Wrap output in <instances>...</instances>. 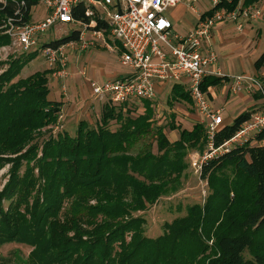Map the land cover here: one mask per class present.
Instances as JSON below:
<instances>
[{"label":"trees","instance_id":"1","mask_svg":"<svg viewBox=\"0 0 264 264\" xmlns=\"http://www.w3.org/2000/svg\"><path fill=\"white\" fill-rule=\"evenodd\" d=\"M21 1L0 0V47L9 42L3 33L9 18L15 24L28 22L38 3ZM237 1L222 5L234 7ZM257 1L244 0V5ZM84 9L76 6L74 15L89 21ZM104 27L106 22L98 21L97 28ZM79 39L80 31L73 30L46 45ZM35 54L0 59V66L8 64L0 72V169L10 165L0 190V246H31L25 264H264V128L204 162L200 174L211 189L205 203L189 206L185 216L165 222L163 233L151 237L145 234L146 219L135 213L154 205L180 180L189 148L203 151L207 145L206 125L180 127L172 114L169 127L178 129L179 137L170 141L164 126L153 130L149 99H143L146 108L136 115L127 102H106L96 127L80 120L74 135L60 131L40 144L37 136L56 123L63 102L49 98L50 68L16 79ZM254 66L258 72L264 66V51ZM223 79L205 77L203 90ZM167 101L191 99L174 85ZM252 112L224 124L213 136L214 147L231 139ZM113 120L119 122L114 130ZM150 134L156 137L157 153L149 143L130 152Z\"/></svg>","mask_w":264,"mask_h":264},{"label":"built area","instance_id":"2","mask_svg":"<svg viewBox=\"0 0 264 264\" xmlns=\"http://www.w3.org/2000/svg\"><path fill=\"white\" fill-rule=\"evenodd\" d=\"M5 1V0H4ZM46 5L47 16L39 21L15 24L9 18L5 27L13 36L14 43L28 52L37 49L39 39L51 26L58 23L72 24L73 30L80 31V39L86 47L91 40L102 41L112 50L113 40L122 50L120 61L129 67V72L107 77L102 82L91 81L93 95L105 98L109 103L121 105L136 100L156 99L158 85H184L193 101L195 110L207 117L210 139L209 150L193 160L201 171L204 162L213 156L228 151L232 143L243 144L264 128V106L254 110L249 119L242 123L236 134L219 147H214L213 136L224 125L221 111L212 106L210 93L203 90L204 78L209 75L225 76L232 79L231 92L236 94L245 82L264 101V86L260 76L251 74H225L218 67V53L213 32L220 23L228 22L242 31L250 21L264 15V7L258 3L244 5L238 0H207V10L200 11L195 5L200 0H36ZM25 3V0L21 1ZM180 3L187 4L197 13V21L188 34H181L174 28V22L167 10ZM84 6L85 19L74 15V8ZM98 21L108 27L97 28ZM90 35V37H89ZM93 42H91L92 44ZM43 53L50 64L59 62V74L66 73L67 57L64 45L53 47L43 45ZM62 118L63 115L60 114Z\"/></svg>","mask_w":264,"mask_h":264},{"label":"rangeland","instance_id":"3","mask_svg":"<svg viewBox=\"0 0 264 264\" xmlns=\"http://www.w3.org/2000/svg\"><path fill=\"white\" fill-rule=\"evenodd\" d=\"M200 11L210 4H206V0L199 1L195 4ZM49 10L46 5L42 3H35L31 10V21H39L44 19ZM167 15L181 20L177 22V29L179 32H186L194 22L197 13L194 12L188 5L183 8H169ZM262 19L263 21H259ZM255 21H250L248 25L254 24L250 33L246 30H235L231 35L225 37L223 45L218 44L220 63H226V54L229 63L231 61H240L243 58L248 62L249 69L254 70V61L264 51V16ZM72 24L58 23L43 34L39 39V47L37 49L25 52L22 46L14 43V38L11 36L7 29L3 32L9 34V42L0 47V59L4 62L22 56L26 58L28 54L35 52L36 57L29 61L22 69L20 75L16 78H26L38 70L52 69L49 74V98L52 100H61L63 102L61 111L58 114L56 123L48 125L41 130V134L37 136L38 143H42L47 139L50 134H57L60 131H67L74 135L80 120H86L90 127H96L100 122L103 105L108 102L105 98H97L92 95V88L90 80L102 82L107 77H115L114 73H121L127 71L129 68L124 66L120 61L121 49L113 40L109 42L113 45V49L105 48L102 41L91 40L90 43L84 47L82 40L74 41L64 44V51L67 57V66L65 74H59L61 69L59 62L50 64L49 59L43 53V45L48 42L57 41L73 31ZM91 42H93L91 44ZM228 50V51H227ZM218 53V52H217ZM243 62V61H242ZM8 68V64L0 66V72ZM243 68H240L241 70ZM246 69V68H245ZM223 70V69H222ZM224 68L223 71H225ZM232 71V72H231ZM236 68H231L228 72L234 73ZM111 75V76H109ZM15 79V80H16ZM150 100L151 106L154 110L152 123L153 130L155 128L164 126L165 134H167L170 141H174L179 137V131H171L169 125L172 122V114H176L174 123L180 127L192 128L195 121H201L205 125L208 121L207 117L202 113L195 110L193 101H181L179 104L174 103L170 105L165 98ZM191 99V98H190ZM215 103L218 100L215 98ZM144 101L136 100L131 105L132 115L144 112L146 106ZM128 107V106H127ZM136 107V109L134 108ZM125 108V107H124ZM192 113H195L194 115ZM60 114L63 117H60ZM119 122L110 121V128L116 129ZM206 127V126H205ZM207 145L203 151L199 148H189L186 160L188 167L179 181L172 184L167 192L162 194L158 201L149 206L147 210L139 211L136 215H141L146 219L145 234L151 237H156L162 234L164 230V223L171 222L176 217L185 216L189 206L200 203L204 204L207 196L211 192L209 184L206 179L201 177L200 169L198 166L193 165V160L198 158L199 155L209 150L210 139L206 127ZM145 143H149L154 152H158V145L156 137L152 134L139 139L133 148L130 149L131 153H137ZM238 143H232L235 146ZM41 150L39 155H41ZM9 167L7 164L0 169V190L4 187L9 178ZM25 169L22 167L21 172ZM37 173V170H36ZM7 206V202H5ZM32 247L20 242H9L0 246V264H25L28 262L29 254Z\"/></svg>","mask_w":264,"mask_h":264},{"label":"crops","instance_id":"4","mask_svg":"<svg viewBox=\"0 0 264 264\" xmlns=\"http://www.w3.org/2000/svg\"><path fill=\"white\" fill-rule=\"evenodd\" d=\"M200 1H202V0H200ZM254 3H258L264 7V0H259V1L254 2ZM206 4H209L207 0H206ZM185 6H187V4L180 3L173 8L174 9L175 8L180 9V8L185 7ZM206 7L207 8H204L202 11H205L209 8L208 6H206ZM168 16L170 17V15H168ZM170 18L174 22L175 30L177 32H179L176 26H177V22L180 21L181 19L179 17H176V18L170 17ZM197 19H198V17L196 16V18H194V22L191 23V27L189 28L188 31H186L184 33H182V32H179V33H181V34L187 33L188 34V32L194 27ZM259 21H263V20L259 19ZM248 26L249 27H246L244 29V30H246V33L251 32L254 24L250 23ZM235 30L236 29L228 22L220 23L215 28V30L213 32V38H214L215 47H216V50H217L218 56H219L218 60L220 58L219 48H223V46L220 47L218 44L221 43V45H223V43L225 42V37L226 36L228 37L229 34L231 35V33H233ZM89 37H90V35H89ZM105 48H107V47H105ZM225 58H226V63H220V65H219V62H218V67L225 74H230V76L231 75H239V74H244V75L245 74H251V75H256V76L264 75V66L259 70V72H258V70H256L255 66H254V70L251 71V69H249L248 62H245L244 58L240 61H235V60L231 61L230 63L228 61L227 54H226ZM224 68H226L225 71H223ZM231 68H233V69L236 68V71H234V73H232V74L228 72ZM240 68H243V69L239 70ZM127 72H129V69L127 71H122L121 73H114V74H115V76H119V75L125 74ZM109 76H111V75H109ZM90 84H91V80H90ZM231 85H232V79L225 78V79H223L221 84H219L217 86H211L208 90V92L210 93L212 106L215 109H218L219 111H221V113L223 115L222 118H224V124L232 123L234 118H236L240 113H242L244 111H247V110H253L254 111V110L262 108L264 106L263 99L262 98L259 99L256 97L257 93L253 89L249 88L248 83L245 82L242 89H240L236 94L231 92V90H232V89H230ZM180 86L183 87V89L186 91V88L184 85H180ZM172 88L173 87H171L169 85L168 86L158 85L157 86V89H158V93H157L158 98L157 99H159V97H160V98H165L167 101L169 96L172 95ZM92 93H93V91H92ZM94 96L97 98H101L100 96H97V95H94ZM215 98L218 100V103L214 102ZM180 102L181 101H178L177 104H179ZM192 114L194 115L195 113H192ZM196 122H199V120L195 121V123ZM176 130L178 131V129H176ZM176 130H171V131H176ZM252 143L254 144L257 142L253 141ZM261 144H264V141H262Z\"/></svg>","mask_w":264,"mask_h":264}]
</instances>
